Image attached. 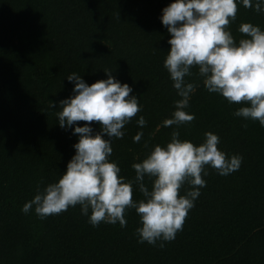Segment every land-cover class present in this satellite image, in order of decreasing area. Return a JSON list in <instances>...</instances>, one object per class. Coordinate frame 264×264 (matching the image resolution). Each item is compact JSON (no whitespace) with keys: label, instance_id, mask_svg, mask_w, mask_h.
I'll use <instances>...</instances> for the list:
<instances>
[{"label":"trees","instance_id":"obj_1","mask_svg":"<svg viewBox=\"0 0 264 264\" xmlns=\"http://www.w3.org/2000/svg\"><path fill=\"white\" fill-rule=\"evenodd\" d=\"M170 2L0 0V264H264V127L234 116L245 105L210 93L196 67L186 77L197 85L186 109L195 119L179 126L180 138L198 145L205 132H214L218 148L243 161L226 176L208 167L206 186L174 240L163 248L159 241L138 243L135 209L126 210L123 228L92 226L79 205L45 219L34 209L21 211L38 185L59 179L75 154L78 135L57 118L59 101L73 94L66 78L73 72L91 85L110 70L139 99L141 110L124 126L123 138H112L110 159L126 180L135 176L134 162L169 142L176 126L162 122L180 99L163 64L170 34L160 16ZM244 22L264 29V12L238 3L228 25L237 41ZM140 116L147 121L143 128ZM139 131L143 136L134 142ZM142 198L134 185L133 199Z\"/></svg>","mask_w":264,"mask_h":264},{"label":"clouds","instance_id":"obj_2","mask_svg":"<svg viewBox=\"0 0 264 264\" xmlns=\"http://www.w3.org/2000/svg\"><path fill=\"white\" fill-rule=\"evenodd\" d=\"M264 12V0H171L162 8L160 20L166 26L170 48L164 59L180 99L175 110L163 120L164 127L176 126L165 145L156 144L140 162H134L133 179L120 175L121 169L110 157L112 138H123L124 126L141 110L139 99L130 95L133 89L104 70L106 79L89 85L81 75L69 74L73 82L72 95L59 101L57 112L61 128L71 129L78 140L73 144L75 154L56 182L41 189L26 201L21 211L34 209L40 219L57 215L69 207L80 206L88 223L101 222L127 225L125 212L135 209L140 225L135 229L138 243L157 245L175 239L183 229L189 211L206 186L203 178L208 167L226 176L237 171L243 156H229L218 148V134L207 131L200 144L180 138L179 126L190 123L195 114L186 111L196 84L186 80L192 68H198L203 85L229 103H241L233 115L258 121L264 127V29L250 22L241 23L238 31L245 34L237 41L228 25L236 19L237 5ZM51 108L56 102L51 101ZM77 121H85L82 126ZM97 122L94 131L90 122ZM143 128L147 121H136ZM143 131L137 132L139 142ZM151 181L149 187L145 179ZM143 198L133 199V186ZM185 185L190 187L181 194Z\"/></svg>","mask_w":264,"mask_h":264}]
</instances>
